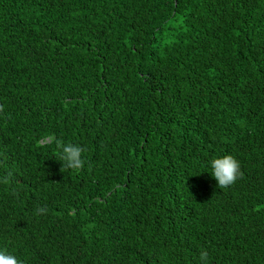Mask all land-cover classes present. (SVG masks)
Returning a JSON list of instances; mask_svg holds the SVG:
<instances>
[{
    "label": "trees",
    "instance_id": "1",
    "mask_svg": "<svg viewBox=\"0 0 264 264\" xmlns=\"http://www.w3.org/2000/svg\"><path fill=\"white\" fill-rule=\"evenodd\" d=\"M0 105L22 264H264V0H0Z\"/></svg>",
    "mask_w": 264,
    "mask_h": 264
},
{
    "label": "clouds",
    "instance_id": "2",
    "mask_svg": "<svg viewBox=\"0 0 264 264\" xmlns=\"http://www.w3.org/2000/svg\"><path fill=\"white\" fill-rule=\"evenodd\" d=\"M3 110L4 106L0 105V112H3ZM52 142L57 149L58 160L62 162L61 168L74 172H79L84 168L83 153L85 148L83 146L72 142L66 143L62 139L55 137ZM208 165L220 189H227L234 185L238 179L243 178L240 162L231 154L214 157L208 162ZM11 175L9 172L4 176H0V183H9ZM47 212L48 209L44 206L35 209V215H44ZM199 260L201 264H208L209 253L206 249L200 251ZM0 264H22V261L18 260L13 254L0 250Z\"/></svg>",
    "mask_w": 264,
    "mask_h": 264
}]
</instances>
